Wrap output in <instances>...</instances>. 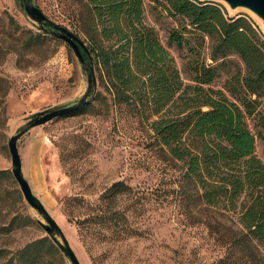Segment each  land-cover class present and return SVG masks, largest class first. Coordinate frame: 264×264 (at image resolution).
Returning <instances> with one entry per match:
<instances>
[{"label":"rangeland","instance_id":"obj_1","mask_svg":"<svg viewBox=\"0 0 264 264\" xmlns=\"http://www.w3.org/2000/svg\"><path fill=\"white\" fill-rule=\"evenodd\" d=\"M217 1L230 15L249 16L264 34V23L254 13ZM25 2L0 0V248L15 250L34 238L50 236L41 224L47 223L43 214L26 201L12 174L10 135L40 113L72 105L87 92L91 105L83 112L32 125L16 141L22 174L80 264H248L241 248L229 244L230 227L235 225L231 212L219 215L202 209L173 190L183 166L156 143L150 127L154 115L143 118L132 106L111 103L108 96V103H102V81L94 63L79 59L51 24L30 16ZM31 3L86 43L76 26L79 0ZM143 17L155 28L184 82H189L188 50L168 41L169 30L183 19L170 16L151 0H143ZM30 31L40 32L44 39L28 43ZM209 53L206 37L200 54L211 61ZM228 59L232 62L211 81L212 86H222L229 71L243 66L236 53ZM263 117L264 98L245 116L255 137L254 153L264 162V141L258 134ZM118 179L130 191L117 199V207L126 209V219L115 222L102 192ZM129 227L135 232L129 233ZM52 231L64 245L60 233ZM254 249L256 258L263 260L264 242H257ZM36 264L72 262L57 247L45 262Z\"/></svg>","mask_w":264,"mask_h":264},{"label":"trees","instance_id":"obj_2","mask_svg":"<svg viewBox=\"0 0 264 264\" xmlns=\"http://www.w3.org/2000/svg\"><path fill=\"white\" fill-rule=\"evenodd\" d=\"M151 1L183 19L169 30L168 41L188 50L189 82L155 28L145 22L143 0H79L76 26L86 36L80 52L98 70L102 103L109 98L132 106L143 118L154 115L150 127L156 143L183 166L178 187H173L177 196L219 215L231 212L235 225L229 226V244L241 248L248 264H264L254 249L264 242V162L254 153L255 137L245 119L264 98V34L249 16L230 15L217 0ZM206 37L211 61L200 54ZM43 39L40 32L30 31L28 43ZM230 53L238 54L243 66L229 71L222 86H212L232 62ZM90 105L87 100L65 114ZM258 134L264 141V125ZM129 191L118 179L102 192L115 222L126 219L117 199ZM134 230L128 228L129 233ZM57 247L48 235L15 250L1 247L0 264L42 263Z\"/></svg>","mask_w":264,"mask_h":264},{"label":"water","instance_id":"obj_3","mask_svg":"<svg viewBox=\"0 0 264 264\" xmlns=\"http://www.w3.org/2000/svg\"><path fill=\"white\" fill-rule=\"evenodd\" d=\"M226 3V5L230 9L235 8H246L252 13H254L257 17H259L262 22L264 23V0H221ZM24 8L26 12L42 21H46L49 24H51L54 28L55 35L58 37H61L64 39L68 45L73 49L75 55L79 59H83V55L80 52V47L84 45L83 41L72 31L68 30L64 26H61L60 24H56L49 20V18L45 15V13L38 7L37 5H34L31 3V0H26L24 4ZM91 81L94 83V76H91ZM87 92L74 104L69 106H60L55 107L50 110L44 111L40 113L38 116L34 117L31 121L26 123L22 128H20L16 133L10 135L7 146L10 153V158L12 162L11 171L18 182L19 188L26 199V201L36 209H38L44 216L47 223H42L43 227L46 229L48 233H50L51 240L58 246L60 250H63L70 258V261L72 264H80L76 254L74 253L73 249L71 248L67 238L65 237L64 233L62 232L60 226L57 224V222L50 216V214L47 212L46 208L44 207L43 203L34 195V193L31 190V187L29 185L28 180L24 177L21 171V157L18 151L17 147V138L24 133L30 126L40 124L43 122H46L47 120H50L56 116L63 115L65 113L71 112L74 109L80 107L86 99ZM55 229L57 232L60 233V236L63 240L64 245H62L56 237L52 234V230ZM52 234V235H51Z\"/></svg>","mask_w":264,"mask_h":264},{"label":"bare ground","instance_id":"obj_4","mask_svg":"<svg viewBox=\"0 0 264 264\" xmlns=\"http://www.w3.org/2000/svg\"><path fill=\"white\" fill-rule=\"evenodd\" d=\"M260 21H262L259 17H257Z\"/></svg>","mask_w":264,"mask_h":264}]
</instances>
